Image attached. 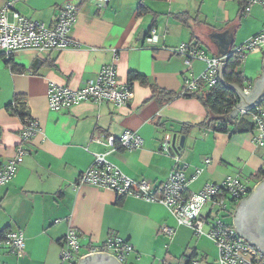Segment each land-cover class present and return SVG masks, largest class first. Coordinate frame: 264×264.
I'll return each mask as SVG.
<instances>
[{"label":"crops","instance_id":"crops-1","mask_svg":"<svg viewBox=\"0 0 264 264\" xmlns=\"http://www.w3.org/2000/svg\"><path fill=\"white\" fill-rule=\"evenodd\" d=\"M10 1L0 0V10ZM68 1L80 5L72 29L80 46L43 53L22 50L10 64L0 51V166L15 156L23 124L9 105L16 99L25 102L29 115L41 125L13 180L0 186V236L6 229L21 230L25 236L24 255L4 248L0 264H60L71 227L79 233L82 255L90 245L117 235L134 247L123 264H184L194 251L198 259L200 251L205 253L200 264L203 260L216 264L215 243L198 236L191 245L195 232L179 225L165 205L79 185L78 179L95 153H105L126 175L163 183L175 158L160 150L161 141L167 133L177 134L179 146L187 125L191 129L179 152L191 191L231 175L255 186L260 180L252 176L264 170V147L254 145L252 130L241 129L245 123H229L228 132L203 126L209 113L199 99L178 96L166 101L164 95L153 96V87L182 94L184 82L199 77L206 64L199 59L187 64L172 49L185 42L197 44L211 56L226 48L230 51L263 28L264 5L256 4L244 14L238 0H110L106 5L94 0H15V9L53 25ZM152 27L157 28V41L148 45L146 36ZM116 54L120 79L130 81L131 74L138 73L149 80V84L132 81L134 97L128 107L105 101L82 102L62 111L50 108V85L80 88ZM12 65L22 70L14 71ZM245 77L247 84L255 80ZM237 119L249 121L248 116ZM127 130L140 134L144 145L112 150L100 141L103 135L120 137ZM162 225L175 228L172 238L160 232ZM179 228L190 232L189 240L183 241ZM171 243L181 249L179 254L171 250ZM209 254L215 256L212 263Z\"/></svg>","mask_w":264,"mask_h":264},{"label":"built area","instance_id":"built-area-1","mask_svg":"<svg viewBox=\"0 0 264 264\" xmlns=\"http://www.w3.org/2000/svg\"><path fill=\"white\" fill-rule=\"evenodd\" d=\"M100 5H106L110 0H94ZM236 1V0H232ZM256 4L264 5V0H246L244 14L250 13ZM80 5L68 1L61 8L57 20L53 25L32 20L15 9V0L8 2L0 10V51L11 59L22 50L31 49L38 53L61 51L67 48L80 46L79 41L72 36V29L77 22ZM157 41V28L152 27L146 36V44L152 45ZM264 51V26L247 41L235 46L226 55H209L206 50L194 43H181L172 49L183 57L187 64L199 59L205 62L206 67L199 77L187 79L184 82L183 93L197 91L201 84L208 87L220 81L219 66L224 59L233 55L239 56L244 62L249 52ZM116 54L114 60L102 67L95 78L88 79L80 88L58 84L50 85L48 99L50 108L62 111L72 108L82 102H111L118 108L128 107L134 97L133 84L122 80L118 76ZM252 86L245 87L249 91ZM15 109L25 106L21 100L14 101ZM241 116H248L253 123L252 141L257 147H264V101L252 111H241ZM20 144L15 156L0 166V186L13 180L16 172L29 153L28 145L40 132L41 125L38 119L30 115L22 118ZM102 143L112 150L126 148L133 150L144 145V138L127 130L120 137L103 135ZM172 135L166 134L160 144V150L171 153ZM175 164L172 167L167 181L155 184L145 178L135 179L126 175L117 165L111 162L105 153H95L92 164L83 171L78 179L79 185H92L114 191L121 196H134L148 202H157L165 205L179 225L191 228L196 235L208 236L218 249L216 264H264V253L255 245L242 237L236 230L233 220L224 219L234 216L237 205L246 198L252 188L240 175L228 176L220 183H208L199 191L189 189L190 180L185 174L186 164L182 163L180 152L174 154ZM209 163V161H207ZM201 172L197 171L195 177ZM205 210V211H204ZM210 224L209 231L205 230ZM160 232L172 238L175 228L162 225ZM78 231L69 228L62 250L60 264H77L89 253L106 252L113 255L121 263H125L127 256L134 250L126 239L113 235L109 236L101 245H90L88 252L81 254V243ZM0 248H6L19 257L25 252V236L21 230H7L0 236ZM192 264H200L198 257L191 260Z\"/></svg>","mask_w":264,"mask_h":264},{"label":"water","instance_id":"water-1","mask_svg":"<svg viewBox=\"0 0 264 264\" xmlns=\"http://www.w3.org/2000/svg\"><path fill=\"white\" fill-rule=\"evenodd\" d=\"M231 51V50H230ZM229 48L218 54V56L226 55ZM229 58V57H228ZM227 59L223 60L220 68V81L226 87L232 89L237 95L238 103L231 114V119L237 118L241 111H252L256 106L264 101V62L261 75L252 81V87L246 91L238 84L229 83L225 79L224 71ZM178 135L172 137L171 154L179 152V148L185 145V135L179 138V146L177 145ZM233 222L237 232L255 245L262 253H264V178L261 179L252 189L250 194L243 198L237 205ZM77 264H123L113 255L106 252H94L83 256Z\"/></svg>","mask_w":264,"mask_h":264},{"label":"trees","instance_id":"trees-1","mask_svg":"<svg viewBox=\"0 0 264 264\" xmlns=\"http://www.w3.org/2000/svg\"><path fill=\"white\" fill-rule=\"evenodd\" d=\"M238 1L240 2L241 10L243 12L246 0H238ZM140 10L143 11L142 9ZM6 61L8 62V64H10L12 62V58L6 59ZM242 64L243 62L239 59V56L233 55L229 57L226 62V68L224 71V75H225V79L227 80V82L238 84L241 87L245 88L247 85L249 86L250 84L252 86V83L247 84L248 79L247 77H245L243 71L241 70ZM11 68L14 71L22 70L21 68H17L15 65H12ZM131 75L132 76L130 77V82L137 79V80H140V82L143 84H149V80L147 77L142 76L138 73H132ZM161 95L165 96L166 101H171L177 98L178 96H185V97H190V98L195 97L199 99L209 113L208 120L203 122L202 125L213 127V129H215L216 131L228 132L229 131L228 124L231 122L236 123V124L240 122L245 123L244 127L241 128L242 130H245V129L252 130L253 129L252 128L253 123L250 121V119L249 121L245 119L240 121L237 118L231 119L232 111L234 110V108L236 107L238 103L237 95L232 89L223 85L221 81H219L216 85L211 86V87H208L207 85L202 83L200 88L197 91L190 92V93H182V94H178L172 91H165V90L158 88L157 86H154L153 96L160 97ZM17 100H20V99H16L15 101ZM9 108H11L14 114L18 115L21 119L29 116V113L25 106H22V108H19V109H15L13 104H10ZM244 117H246V115H244ZM190 129H191L190 126L184 125L181 132L186 135ZM252 178L258 181L263 179L264 170L261 169L260 171L255 173L252 176ZM7 230L9 229L4 230L1 234H3ZM196 257H198V255H197V252L194 251L193 253L189 254L186 257L184 264H192L191 260Z\"/></svg>","mask_w":264,"mask_h":264},{"label":"rangeland","instance_id":"rangeland-1","mask_svg":"<svg viewBox=\"0 0 264 264\" xmlns=\"http://www.w3.org/2000/svg\"><path fill=\"white\" fill-rule=\"evenodd\" d=\"M263 62H264V51H263V49L262 50H258V51L249 52L248 55L246 56L243 64H242V70H244V74L246 76L248 75L250 78H255L256 79L257 76L262 73ZM251 186L253 187L254 183H252ZM224 220L227 221V222H231L233 220V217L229 216V217H227ZM209 229H210V224L206 225V227H205L206 231H209ZM178 235H180V237L183 238V241H187L190 238V232L187 229H185V228H179ZM194 235H195L196 238H194V240L191 243V245H193V246H194V244H195V242H196V240L198 238V235H196L195 233H194ZM163 244H165V242ZM170 246H171V250L174 253L179 254L181 252V249L173 247L172 243L170 244ZM2 249L5 250L4 248H0V256L1 257L4 254ZM159 254H161V253H159ZM158 256L159 255H157V257ZM202 257H205V253L200 251V254H199V260L200 261H201ZM207 260H208V262L212 263L215 260V256L212 255V254H209L207 256ZM216 260H217V258H216ZM205 262H207V261L203 260L202 264H204Z\"/></svg>","mask_w":264,"mask_h":264}]
</instances>
